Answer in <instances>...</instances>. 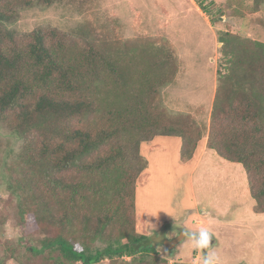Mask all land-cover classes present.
Listing matches in <instances>:
<instances>
[{"label":"rangeland","instance_id":"1","mask_svg":"<svg viewBox=\"0 0 264 264\" xmlns=\"http://www.w3.org/2000/svg\"><path fill=\"white\" fill-rule=\"evenodd\" d=\"M202 5L215 17L216 24L204 14L214 32L195 9ZM6 28L18 34L54 28L69 35L74 50L100 44L116 63L110 74L103 75L100 100L116 109L142 102L166 121H187L203 139L210 124L209 115H204L213 107L217 71L224 66L218 32L227 29L264 43V0H64L21 11ZM165 90L167 107L162 102ZM162 133V128L145 132L134 128L122 136L130 147L131 166L138 170L135 230L147 237L143 244L167 264H201V253L188 246L186 236L171 257L167 247L185 230L198 231L203 226L213 233V248L222 264H264V215L254 211L244 168L205 148V141L190 149L181 137ZM21 146L0 122V261L71 264L60 263L57 255L27 250L29 245L40 247L45 234L35 229L33 216L28 221L31 229L21 225L20 190L33 184L26 176ZM105 247L97 242L90 251ZM98 264H109V260Z\"/></svg>","mask_w":264,"mask_h":264},{"label":"trees","instance_id":"2","mask_svg":"<svg viewBox=\"0 0 264 264\" xmlns=\"http://www.w3.org/2000/svg\"><path fill=\"white\" fill-rule=\"evenodd\" d=\"M62 1L0 0V122L22 142L26 176L33 179L20 190L21 225L31 229L33 216L34 228L45 234L40 247L27 250L57 255L60 263L167 264L135 230L139 177L122 136L162 128L160 135L179 136L196 149L202 133L153 114L141 100V108L122 109L100 100L103 75L116 67L100 44L74 50L69 35L54 28L24 34L6 28L21 11ZM200 8L214 23L212 12ZM217 36L224 66L217 71L207 148L244 168L254 211L264 215V43L227 29ZM97 242L106 247L93 253Z\"/></svg>","mask_w":264,"mask_h":264},{"label":"clouds","instance_id":"3","mask_svg":"<svg viewBox=\"0 0 264 264\" xmlns=\"http://www.w3.org/2000/svg\"><path fill=\"white\" fill-rule=\"evenodd\" d=\"M183 234L189 241L188 246L201 253V264H222L219 253L214 250L211 243L214 236L210 228L202 226L198 231H184Z\"/></svg>","mask_w":264,"mask_h":264},{"label":"crops","instance_id":"4","mask_svg":"<svg viewBox=\"0 0 264 264\" xmlns=\"http://www.w3.org/2000/svg\"><path fill=\"white\" fill-rule=\"evenodd\" d=\"M195 9H196V11H197V13L204 19V21L207 23V25H208V27L210 28V26H209V24H208V22H207V20L204 18V12L201 10V8H200V6L198 7H196L195 6ZM206 15V14H205ZM229 20V19H228ZM221 21L222 22H224L222 19H221ZM211 29V28H210ZM212 30V29H211ZM213 31V30H212ZM214 32V31H213ZM217 36H216V33H215V38H216ZM217 39V38H216ZM214 73L216 74V71L214 70ZM177 79V78H176ZM165 89H167V87H165ZM166 92L164 93V99L162 100V102L164 103V105L167 107L168 105H169V103H168V101H169V96H168V94H167V90H165ZM213 93V89H212V91H211V94ZM211 109H212V106H211V108L209 109V111H208V113L206 114V115H204V116H208L209 115V119H208V122L210 121V116H211ZM198 114V113H197ZM205 118V117H204ZM203 119V118H202ZM201 119V120H202ZM197 123V122H196ZM198 124H200V122L198 123ZM202 141L204 142L205 141V148H207V135L205 136V137H203V139H202Z\"/></svg>","mask_w":264,"mask_h":264},{"label":"water","instance_id":"5","mask_svg":"<svg viewBox=\"0 0 264 264\" xmlns=\"http://www.w3.org/2000/svg\"><path fill=\"white\" fill-rule=\"evenodd\" d=\"M223 21H226L225 19L221 18ZM186 231V230H185ZM184 234L182 236H179L178 238H174L173 240H171L168 244V247H167V251L168 252H172L173 249L178 245L180 244L183 240H184ZM212 244L215 243V240H214V237L212 238V241H211Z\"/></svg>","mask_w":264,"mask_h":264}]
</instances>
